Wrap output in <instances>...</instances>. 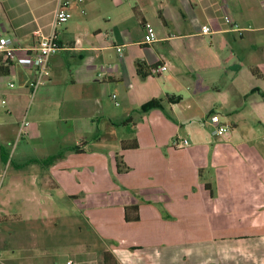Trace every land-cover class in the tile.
Returning a JSON list of instances; mask_svg holds the SVG:
<instances>
[{"label": "crops", "instance_id": "obj_1", "mask_svg": "<svg viewBox=\"0 0 264 264\" xmlns=\"http://www.w3.org/2000/svg\"><path fill=\"white\" fill-rule=\"evenodd\" d=\"M62 3L71 17L60 31L54 16ZM147 25L154 34L148 44ZM204 25L208 36L200 34ZM53 34L62 50L32 91L33 49ZM0 38L20 49L0 76V141L17 144L11 152L0 144V167L12 178V200L30 207L14 215L23 224L12 229L13 254L26 252L30 264H56L52 247L70 252L64 264H103L104 252L116 264H264V0H0ZM197 43L204 102L191 95ZM111 49L117 55L105 61ZM137 62L166 70L141 78ZM164 73L167 84L153 90L148 82ZM110 82L125 107L100 115V86ZM30 97L38 117L25 108ZM152 99L162 110L140 112ZM211 115L230 128L226 138L213 135ZM24 119L28 134L20 136ZM128 119L126 133L102 136L101 120L110 129ZM181 128L191 133V147L176 149ZM133 140L136 149H120ZM131 206L136 222L125 221Z\"/></svg>", "mask_w": 264, "mask_h": 264}, {"label": "rangeland", "instance_id": "obj_2", "mask_svg": "<svg viewBox=\"0 0 264 264\" xmlns=\"http://www.w3.org/2000/svg\"><path fill=\"white\" fill-rule=\"evenodd\" d=\"M71 17V14H70ZM65 24L59 25L58 27L59 30L61 31L62 27ZM203 51H204V47L202 44L197 43L194 45H191V71H193L192 69L194 68V71H196L197 74L194 73L193 76H191V95L194 94L196 96V98H198V96H200L201 100L204 102L205 99V94L206 93H201L202 88L204 87V81L205 79L203 78V71H199V69H201L204 66V60H203ZM117 53L115 51L108 50L106 52H104V59L105 61H111L114 56L116 57ZM193 67V68H192ZM166 76L167 74L164 73L161 77H156L155 80L148 82L149 85H151V88L153 90H157L159 88H163L167 83H166V79L163 76ZM186 86V85H185ZM100 91H99V100H100V108H99V113L100 115L103 114H114V113H118L120 112L124 107H125V103L124 101L120 100L118 98V100L116 101L118 103L119 107H116L113 103V101L111 100V95H113V93L116 90V84L110 82V83H105L102 84V86H100ZM156 87H158L156 89ZM188 87V86H187ZM184 88V87H183ZM79 89V88H78ZM179 90V94L182 96H186L184 89H182L181 87L178 89ZM56 94L55 96L57 97L59 95V92H61V88H57L55 90ZM199 92V94L197 93ZM193 96V95H192ZM196 101V100H195ZM197 102V101H196ZM3 105V104H2ZM38 104L37 101L34 100V97H30L26 104H25V108L30 109L32 107H34L32 114L35 117H38ZM191 107L193 109H195L194 104L191 102ZM63 110V109H62ZM61 110V111H62ZM48 112H51L50 110ZM3 118H6V116L4 114L0 113V124L1 122H3ZM104 120H101V134L102 136H115V133H117V135L121 136L123 133H126L127 130L131 129V124L127 127L125 130H120L121 128H125L122 127V125L118 124V126H121V128H107V124H103ZM125 125V126H126ZM200 125V130L201 133H207V135L209 134V140H213L215 138L211 137V129L206 126L205 124L201 123V121L198 122L196 121V126ZM56 126H58L57 122H56ZM206 126V127H205ZM53 128H55V125L53 126L52 124L49 123V127L46 129L48 135H52V131ZM129 128V129H128ZM257 126H254V129H256ZM114 129V130H113ZM211 134V135H210ZM61 135H59L60 137ZM57 137V136H56ZM62 137V136H61ZM58 138V137H57ZM56 138V139H57ZM186 138L188 139V143L190 144L191 147V133L189 132L188 129L186 128H181L179 133H178V139H183ZM51 140V139H50ZM49 139H46V147H50L52 144L56 145L55 141L52 143ZM61 140V139H59ZM21 143V145L23 144L21 141L19 142V144ZM0 144H3L4 147H6L10 152L14 151L15 147H17V144L15 143V141L9 140L6 142H1ZM18 144V145H19ZM108 147H110L111 145H114V143H110L108 144ZM36 146H32L31 149L34 150L36 149ZM28 175V174H27ZM12 182V178L7 174V169L2 168V166L0 167V240L4 241V246H0V264H18L16 259L17 257H21L20 258V264H30L28 261V254L22 253L20 255L18 254H13L12 252L14 250H17L16 248H14L13 246V242L17 241V236L14 235L13 232V227H17V226H21L22 224L19 223L18 219L14 220V215L15 213L17 214H22V217L24 216V214L27 212V209L29 210L30 207L29 206H24L21 203L17 202V201H13L11 196H10V191L12 190L10 187V183ZM9 183V185H7ZM23 183V187H27L26 189H29L28 186L31 183V177L30 175L28 176L27 180L22 181ZM6 185V187H5ZM7 187L9 189V191L7 190ZM35 208V207H34ZM39 211L41 210L40 207ZM58 209H60L61 207L58 206ZM3 215H7V221L2 222L1 221V217ZM87 225V223H85V226ZM88 226V225H87ZM28 234L26 235H21L20 239L21 240H28ZM92 235V234H90ZM88 241L85 238V242ZM50 256H52V260L54 261L55 259V263L56 264H64L65 261L67 260V257L70 256V252L66 249V248H59V247H52L50 249V253H48Z\"/></svg>", "mask_w": 264, "mask_h": 264}, {"label": "built area", "instance_id": "obj_3", "mask_svg": "<svg viewBox=\"0 0 264 264\" xmlns=\"http://www.w3.org/2000/svg\"><path fill=\"white\" fill-rule=\"evenodd\" d=\"M81 1V0H79ZM67 3H62L59 5L54 16V26H59L64 24L70 19V13L66 9ZM224 22L227 24L231 23V19L228 16L224 17ZM145 43H151L154 41L153 30L147 25L145 27ZM212 33L210 27L204 25L200 27V34L203 36H208ZM38 34V33H36ZM20 49L14 45V43L7 39L0 38V57L3 61H12L16 53ZM62 50V46L59 43L56 34H53L48 37H41L37 46L33 49L34 52V68L36 78L29 83V87L34 91L38 86H40L43 81L49 76L48 71V61L51 57L56 55ZM117 52L121 51V47L116 48ZM166 70L165 66H158L157 68L150 69L149 72L151 75H159ZM111 100L116 103V96L111 95ZM4 103V102H2ZM208 124L212 128V133L215 136L226 138L229 134L230 128L221 123L218 115H211L208 118ZM29 122L27 120L21 121L19 125V135L25 136L28 134ZM189 146V143L186 139L175 138L172 141V147L176 149H183ZM67 264H72L71 261H68Z\"/></svg>", "mask_w": 264, "mask_h": 264}, {"label": "trees", "instance_id": "obj_4", "mask_svg": "<svg viewBox=\"0 0 264 264\" xmlns=\"http://www.w3.org/2000/svg\"><path fill=\"white\" fill-rule=\"evenodd\" d=\"M10 66H11L10 61H3L2 58L0 57V76L7 75L9 73V67ZM157 67H158V65H153L151 67H147L141 62H137V74L141 78H146L149 75V70L153 69V68H157ZM260 95L264 101V93H260ZM160 104H161L160 100L152 99L151 101L142 105L140 107L139 111L140 112H148V111L153 110V109L162 110V107ZM129 122H130V119H128L125 122H122L121 124L126 125ZM137 147H138V144H137L136 140H133L131 142L123 141V142H121V145H120V149L122 151L136 149ZM75 150H77L78 152H82V150H78V148H76ZM59 157H60V154L53 156V157L49 158L48 160L43 161L41 163L43 165L50 164L51 162H54ZM34 162H37V161H34ZM132 213H135V215H132ZM125 221H127V222L138 221L137 207L136 206H131V207L125 208ZM102 258H103V264H116L115 260L113 259V257L108 252H104L102 254ZM109 259H110V261H109Z\"/></svg>", "mask_w": 264, "mask_h": 264}]
</instances>
